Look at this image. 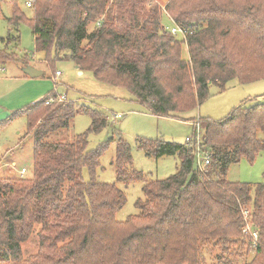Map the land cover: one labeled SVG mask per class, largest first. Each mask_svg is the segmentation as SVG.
Wrapping results in <instances>:
<instances>
[{
    "label": "trees",
    "instance_id": "1",
    "mask_svg": "<svg viewBox=\"0 0 264 264\" xmlns=\"http://www.w3.org/2000/svg\"><path fill=\"white\" fill-rule=\"evenodd\" d=\"M121 2L34 0L30 19L14 8L7 22L29 24L45 65L69 60L98 82L127 88L153 116L193 110L211 86L224 90L231 80H264V0H170L169 17L189 29L185 41L164 31L165 16L157 6L139 23L131 8L125 19ZM118 23L124 25L121 32ZM183 44L188 62L181 57ZM14 59L0 50V62ZM49 98L14 115L26 119L33 136L32 171L19 180L0 179V264H203L200 251L208 244L237 258L252 253L245 264H264V183L227 180L230 166L253 161L264 149L257 138L264 133V99L219 121L198 119L210 157L203 172L194 166L189 146L137 138L147 158L179 160L169 178L146 180L132 168L130 146L118 137L116 183H141L144 196L135 204L138 214L118 222L124 192L95 177L107 146L87 150L84 135L71 143L47 142L78 112L90 116L93 133L106 128V118L73 102L46 104ZM241 206L250 207L247 223L256 243L241 233L246 224ZM35 227L38 252L25 258L21 245Z\"/></svg>",
    "mask_w": 264,
    "mask_h": 264
},
{
    "label": "rangeland",
    "instance_id": "2",
    "mask_svg": "<svg viewBox=\"0 0 264 264\" xmlns=\"http://www.w3.org/2000/svg\"><path fill=\"white\" fill-rule=\"evenodd\" d=\"M25 1L0 0V50L15 57L12 61L0 62V68L4 69L0 72V179L19 180L28 177L32 171L33 136L32 133L27 134L26 119L14 115L46 97L63 96L65 101L62 103L73 102L77 109L85 108L101 113L106 118L107 126L98 133L89 132L90 116L78 112L70 120L68 128L52 134L47 142L71 143L77 136L84 135L87 150L107 146L99 160L95 177L99 182L115 184L124 192L126 203L115 215L116 221L124 222L128 217L138 214L135 204L139 199L143 200L144 196L141 183L127 186L116 183L114 161L118 137L130 146L134 170L141 172L146 180H164L175 173L179 160L174 156L147 158L137 149V138L185 145L186 138L194 139L196 136L195 124L198 119L219 121L241 105L249 106L264 99V80L249 84H239L236 80H231L224 90L211 86L207 99L187 113L173 114V117L150 115L127 88L98 82L88 71L80 75L74 63L69 60H57L51 65H45L43 54L35 52L34 37L29 24L21 22L11 27L7 22L13 15L14 8L19 9L26 19L31 18V11L25 7ZM169 2L170 0H163V3L157 4L153 0H122L120 7H125L122 10L125 19L130 17L127 9L131 8L129 12H134L141 23L143 15L150 14L153 6H157L162 13L160 6L167 7ZM162 24L165 27L172 26L166 17H163ZM94 29L93 23L87 30L93 32ZM117 29L121 32L124 25L118 23ZM181 57L189 61L184 44L181 45ZM25 66L39 70L43 75L35 79L28 78L22 72ZM56 72L60 76L54 80ZM116 115H120V118H116ZM112 137L114 141L109 142ZM257 138L264 142V133L258 132ZM196 165L194 162L195 167ZM22 168L26 169L24 176L19 174ZM83 178L88 182L89 176L85 170ZM227 180L252 186L264 183V149L253 161L242 160L230 166ZM249 210V206H241L243 219L246 212L249 216ZM247 221L241 232L243 236L250 235L248 229L251 228ZM38 231L39 228L35 227L30 238L21 245L25 258L38 252ZM242 252L246 253V246ZM200 257L203 264H245L252 258V253L237 258L233 252L223 253L220 247L208 244L200 251Z\"/></svg>",
    "mask_w": 264,
    "mask_h": 264
},
{
    "label": "built area",
    "instance_id": "3",
    "mask_svg": "<svg viewBox=\"0 0 264 264\" xmlns=\"http://www.w3.org/2000/svg\"><path fill=\"white\" fill-rule=\"evenodd\" d=\"M155 3L157 4H161L163 3V0H153ZM34 0H26L25 1V7L27 9H30L32 7ZM161 10L163 15L171 22L172 26L171 27H165L164 26V31L168 32L170 35H172L175 38H178L179 40L185 41L186 40V35L189 31V29L181 27L180 25L176 24L175 22H173V20H171V18L169 17L167 10H166V6L161 5ZM96 26L99 27V23H96ZM60 76L59 72H56L54 80L56 78H58ZM56 101L57 103H62L65 101V97L63 96H57V97H50L48 99V101L46 102V104H50L52 102ZM116 118H120V115H116ZM196 127V136L194 137V139H189L186 138L185 140V145L189 146L192 150H193V156H194V162H196V168L203 172L206 167L209 165L210 163V157L209 155L205 152V147L203 145V141H202V133L200 131V127H199V123L197 121V123L195 124ZM20 176H24L26 174V169L22 168L19 171ZM248 219V213L246 212L244 214V220L247 221ZM249 226L247 225L246 228H248ZM250 228V227H249ZM250 231V236L253 239V243H256L257 241V234L253 231H251L250 229H248Z\"/></svg>",
    "mask_w": 264,
    "mask_h": 264
},
{
    "label": "water",
    "instance_id": "4",
    "mask_svg": "<svg viewBox=\"0 0 264 264\" xmlns=\"http://www.w3.org/2000/svg\"><path fill=\"white\" fill-rule=\"evenodd\" d=\"M23 73L31 79L39 78L43 74L41 71L36 70L30 66H26L25 68H23ZM79 74L81 75L82 72H79Z\"/></svg>",
    "mask_w": 264,
    "mask_h": 264
},
{
    "label": "crops",
    "instance_id": "5",
    "mask_svg": "<svg viewBox=\"0 0 264 264\" xmlns=\"http://www.w3.org/2000/svg\"><path fill=\"white\" fill-rule=\"evenodd\" d=\"M31 67V66H30ZM25 68V67H24ZM33 68V67H32ZM77 68V70H78V67H76ZM4 71V69L3 68H0V72H3ZM79 71V70H78ZM23 72V71H22ZM23 75H25L24 73H23ZM43 75V74H42ZM25 76H27V75H25ZM28 77V76H27ZM29 78V77H28ZM258 99H261V98H258ZM5 169V168H4Z\"/></svg>",
    "mask_w": 264,
    "mask_h": 264
}]
</instances>
